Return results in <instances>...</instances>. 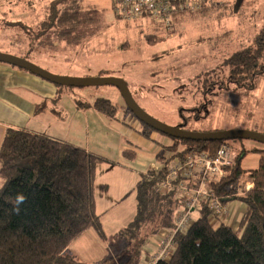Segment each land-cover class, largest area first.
Masks as SVG:
<instances>
[{"label": "rangeland", "instance_id": "rangeland-1", "mask_svg": "<svg viewBox=\"0 0 264 264\" xmlns=\"http://www.w3.org/2000/svg\"><path fill=\"white\" fill-rule=\"evenodd\" d=\"M52 1L0 0V54L24 59L55 76L122 79L137 104L148 115L170 127L185 125L184 129L192 133L236 130L264 135V79L259 81L257 88H239L229 83V69L224 65L225 60L250 43L262 28L264 0H231L226 7L220 6L210 15L198 19L193 15L185 16L171 31L157 29L146 21L124 23L117 20L113 14V0H79L83 21L48 28ZM71 1L60 8L74 11ZM71 26L75 27L72 32H62ZM66 40L69 45L63 44ZM61 67L65 69L62 71ZM45 82L47 88L59 90L53 93L60 97L58 106L64 107L62 116L73 124L75 145L114 162L106 164L117 165L122 161L138 174L153 170L151 163L160 166L155 151L140 152V158L134 162L125 160L122 156V147L127 146L125 138L103 124L100 114L92 107H79V103L93 105L100 98L126 107L116 87L70 88ZM24 92L29 96V90ZM118 118L126 123L136 119L122 110ZM164 138L165 146L157 147L160 156L170 158L184 149L182 145L174 150L167 149L173 141L167 136ZM231 144L235 153L242 152L240 142ZM245 147L250 150L263 145L246 141ZM258 163L259 155L248 152L241 166L244 171L255 170ZM0 179L4 181L1 175ZM240 182L245 187L251 180L242 175ZM128 203L137 206L134 191L124 200L125 205ZM192 217L193 220L199 217L198 210ZM103 242L114 253L112 256L106 253L108 257L104 260L127 263L123 250L118 252L125 246L124 241L106 236ZM150 252L146 246L137 264H146Z\"/></svg>", "mask_w": 264, "mask_h": 264}, {"label": "trees", "instance_id": "trees-1", "mask_svg": "<svg viewBox=\"0 0 264 264\" xmlns=\"http://www.w3.org/2000/svg\"><path fill=\"white\" fill-rule=\"evenodd\" d=\"M69 3L70 0L52 1L48 28L83 21L79 0L71 1L72 12L60 8ZM217 9L179 15L175 23L183 22L187 15L198 19ZM90 13L96 15L94 11ZM74 28L71 26L62 32L66 34ZM245 45L224 62L229 69L228 81L239 88H257L259 81L264 79V20L262 28ZM45 106H40L38 112ZM79 107H92L110 120L117 119L121 110L131 113L127 107H119L105 98L96 99L93 105L79 103ZM178 127L184 129L185 125ZM144 129L156 132L146 125ZM170 139L173 145L167 149L174 150L179 145L184 149L169 159L159 156L160 167L141 176L134 189L136 215L116 235L124 241L126 264H137L148 240L175 226L176 215L183 206L180 194L175 190L157 192L169 165L191 152L213 156L221 145L228 144L233 149L231 143L236 142H240L242 152L236 153L234 165L227 169L226 177L210 184V188L224 203L240 201L246 206L239 229L235 231L225 223L214 227L208 206L202 204L196 208L199 217L191 228L177 236L173 257L156 264H264V145L249 150L245 140L192 142ZM248 152L258 154L259 163L257 169L244 171L241 163ZM124 156L135 158L131 151H125ZM107 161L48 136L8 129L0 147V175L4 179L0 189V264H82L67 250L92 228L106 239L95 211L94 182L97 167ZM242 175L250 178L248 186H242ZM114 261L108 259L97 264H117Z\"/></svg>", "mask_w": 264, "mask_h": 264}, {"label": "crops", "instance_id": "crops-1", "mask_svg": "<svg viewBox=\"0 0 264 264\" xmlns=\"http://www.w3.org/2000/svg\"><path fill=\"white\" fill-rule=\"evenodd\" d=\"M66 41L63 44L69 45ZM64 69L61 67L62 71ZM55 74L61 75V73ZM45 83L44 80L25 70L4 63L0 64V147L8 129L24 130L33 134L48 136L79 147L72 141L74 138L73 124L69 123L68 118L62 116L64 107L58 106L59 90L57 88H47ZM27 86L33 88H26ZM25 90L30 91L29 96L24 92ZM53 91L58 92L56 96ZM44 104H46L45 109L38 112V108ZM99 120L103 124L106 123L112 130L114 129L122 139L125 138L127 146L122 147V156L125 160L134 162L140 158L138 155L140 152L153 153L155 151V153H158L156 159L159 162L160 155L157 147L165 146V138L162 134L147 132L144 125L133 118L126 123L118 117L115 120H110L100 114ZM82 149L114 163L101 154L86 148ZM125 151H131L135 158L127 159L124 156ZM105 165H110L111 168ZM155 166L158 165L151 163V169ZM114 169H117L116 171L120 173L115 172ZM138 175H140L139 179ZM143 175L145 174L134 172L131 167L122 161L117 162V165L103 163L97 167L94 182L95 211L100 218L105 237L116 239V235L134 219L137 206L134 207L131 203L125 205L124 200L130 192L134 191ZM3 186L4 181L0 179V189ZM227 205L230 209V218L225 224L236 231L239 229L246 213V206L240 201H231ZM168 231L170 230L162 231L148 240L145 245L147 251H151L148 255L151 256L156 251L158 241L163 239ZM124 249L125 246H121L118 252L120 250L124 251ZM67 251L69 255L74 256L76 260L83 264H97L108 257L106 253H111V256L114 254L93 228L74 241ZM118 252L115 250L116 254ZM149 260L146 261V264H150Z\"/></svg>", "mask_w": 264, "mask_h": 264}, {"label": "built area", "instance_id": "built-area-1", "mask_svg": "<svg viewBox=\"0 0 264 264\" xmlns=\"http://www.w3.org/2000/svg\"><path fill=\"white\" fill-rule=\"evenodd\" d=\"M231 0H113V14L124 23L146 21L171 31L175 18L183 14H198L224 6ZM236 153L228 144L220 146L215 155L191 152L183 159L173 161L166 177L158 185L159 194L175 190L180 194L182 209L177 213L175 226L158 241L156 251L150 256V264L169 261L177 248L176 238L186 233L194 220L192 213L202 204L211 212L213 224L226 223L230 218L227 203L215 194L210 184L225 178L227 169L234 165ZM153 167V170H157ZM240 195H243L240 194Z\"/></svg>", "mask_w": 264, "mask_h": 264}, {"label": "water", "instance_id": "water-1", "mask_svg": "<svg viewBox=\"0 0 264 264\" xmlns=\"http://www.w3.org/2000/svg\"><path fill=\"white\" fill-rule=\"evenodd\" d=\"M0 63L8 64L16 68L25 70L45 81L57 85L58 87L86 88L114 86L120 92L126 107L131 114L143 125L151 128L163 136L175 140L192 142H218L230 140L253 141L264 145V135L251 131H215L209 133H192L180 127H170L148 115L135 101L127 84L119 78H67L55 76L44 69L21 58L0 54Z\"/></svg>", "mask_w": 264, "mask_h": 264}]
</instances>
